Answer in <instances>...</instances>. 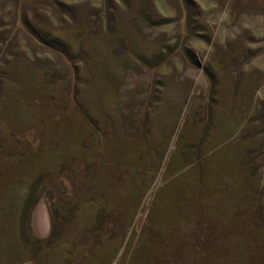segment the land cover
I'll return each mask as SVG.
<instances>
[{"label": "rangeland", "instance_id": "obj_1", "mask_svg": "<svg viewBox=\"0 0 264 264\" xmlns=\"http://www.w3.org/2000/svg\"><path fill=\"white\" fill-rule=\"evenodd\" d=\"M0 264H264V0H0Z\"/></svg>", "mask_w": 264, "mask_h": 264}, {"label": "trees", "instance_id": "obj_2", "mask_svg": "<svg viewBox=\"0 0 264 264\" xmlns=\"http://www.w3.org/2000/svg\"><path fill=\"white\" fill-rule=\"evenodd\" d=\"M38 182H33L32 184H31V187H30V189L28 190V193L33 197V194H37L38 193ZM42 195V194H41ZM39 198L40 197H38V196H36L35 195V198H33L34 199V202L35 201H38L39 200Z\"/></svg>", "mask_w": 264, "mask_h": 264}]
</instances>
